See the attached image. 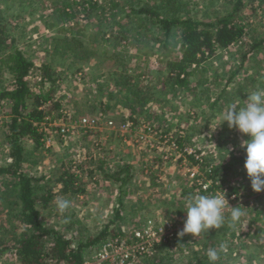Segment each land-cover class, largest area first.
I'll return each instance as SVG.
<instances>
[{
  "label": "rangeland",
  "instance_id": "obj_1",
  "mask_svg": "<svg viewBox=\"0 0 264 264\" xmlns=\"http://www.w3.org/2000/svg\"><path fill=\"white\" fill-rule=\"evenodd\" d=\"M97 1L99 5L104 6L106 3L107 6L109 0ZM192 1L198 3V7L192 12L193 16L204 22L224 14L230 5L227 4L229 1L215 0L217 1L216 5L208 8L207 0ZM262 1L244 0L245 6L241 9V15L246 34L241 42L248 43L254 37L258 36L257 38L260 39L264 35ZM16 2L17 0H0V12L4 15L15 14V20L6 18L7 23H13L12 26H8L9 28H13L16 22L14 32L18 40L15 45L19 46L20 51H25L24 56L29 57L36 66L50 63L48 56L50 52L47 53L46 48L52 49V37L56 36L60 24L55 20L58 10H52L50 13L47 10L58 8L60 5L56 0H49L48 7H45V0H43L36 14L31 15L28 9H17ZM254 8L256 10H253ZM123 10H126L124 4L121 5L120 12L117 13L122 18L125 15ZM101 11L102 8L94 10L90 23L95 21L96 26L103 25L99 20L103 18L100 14ZM113 14L109 9H106L104 17L111 18L116 15ZM79 25L78 29L80 31L81 29L87 30V33H95L94 31L97 29V27L86 28L83 23H79ZM241 42L228 50L219 51L217 57L214 56L208 60L204 71L195 74L197 92L201 86L205 87V91L212 94L211 102L217 99V94L221 93L223 88L225 93L220 97L219 105H223L225 102H236L237 98L244 101L247 94L253 90L264 88V55L262 54L247 60L240 70V73H244L237 74L232 82L227 84V78L240 66L243 53ZM111 50L126 59H135L139 69L149 70L147 79L142 76L138 80L140 82L139 89L141 88L143 91L141 99L145 103H135V109L131 111L128 104L124 100L121 101L120 96L122 99L124 98L121 93L114 90L112 80L114 76L112 72L116 68L106 70L109 67V62L106 63V67H100L102 71L98 70V65H96L98 61L96 63L94 59L88 61L85 66H78L77 68H81L80 70L76 71V66H73L66 71L67 78L56 85L53 93L54 99H61L60 110L54 111V116L40 125L46 129L41 132L43 145L33 149L32 142L25 141L23 143L21 170L26 175L38 180L33 182L37 188L49 186L55 192L59 190L55 179L65 169H69L70 172L79 176L78 183L84 190V194L77 198L66 197L71 201V206L62 215L68 221L65 224H69L66 225V230L70 229L68 231H73L74 235L78 237H86V235L91 236L92 233H98L105 224L113 220V207L116 206L114 203H117L119 198L117 189L119 184L100 174L98 167L103 163L105 174H113L124 168L123 165L132 166L131 175L133 177L124 187L123 202L127 203L126 211L134 216L126 219L127 221H118L110 227V229L118 228L121 232L118 241L129 243L132 241L133 234L144 229L148 221H151L152 226L163 232L172 224L176 229L184 226L186 196L219 193L218 189H213L205 194L198 188H193L192 183H189L187 170L197 169V167L192 166L191 162L178 152L177 148L172 145L174 141L172 143L171 137H173L172 135L177 137L188 135L189 138L190 135L191 138L185 145H188L187 151L190 153L196 152L195 159L205 156L212 163L228 167V169L231 167L227 171L231 176H229V181L232 185L235 184L240 188V195L247 196L248 200H252L254 197L258 200L261 197L256 206L257 212H254L255 207L253 206H251L252 208L243 206L241 209L244 214L239 224L237 223L232 228L235 235L229 237L230 240H226L227 255L224 259L229 260V264H264V192L255 193V195L251 192L250 180L244 171V163L240 162L245 158L244 149L240 145L247 137L241 136L235 129L220 133L221 114L220 111L217 112L218 105L213 115L206 99L202 101L201 106L193 109L195 105L190 102L195 98L191 93L185 90L184 92L178 91L174 89V86L171 87V84L165 83L166 73H159V71H166L162 66V61L168 51L163 50L159 40L153 39L151 35H141L140 44L134 41L129 44L121 41ZM263 51L264 48L259 53ZM55 65L59 68L58 72L63 71L62 65ZM131 68L134 67L131 66ZM1 69L4 67L1 66ZM33 71L34 69L30 71L28 77L29 85L36 93H40L42 89H39L41 87L39 76H35L36 73ZM216 75L219 81H215ZM146 80L148 81L146 82ZM199 81L201 82L198 83ZM11 82H13V75L4 69L0 74V88L12 89ZM201 83L206 84L199 85ZM152 87H155L154 94L150 96L149 89ZM32 101L29 99L28 102ZM199 108L204 111L202 116L199 114ZM10 111V102L1 100L0 115L5 117V120L9 119ZM61 111H63L64 117L58 118L57 115ZM133 112L135 113L133 114ZM83 118L100 119L97 129L92 132L70 129L67 136L60 135V127L69 128L73 125L71 124L72 120L75 122ZM109 123L112 125L110 126ZM3 125H0L1 168L7 166L11 161L8 156L9 147L3 137ZM226 136L229 137L224 139ZM179 158L182 159L180 162ZM149 165L152 167L151 170L147 169ZM146 170L148 172H145ZM149 174L152 176L150 177ZM15 195L11 179L0 177V221L7 217V213H12L14 207V205H7L4 208L3 199L13 202L16 200ZM229 206L236 207L231 203ZM225 216L229 217L230 212L226 210ZM43 219L59 228H62L64 224L60 217H55L54 212L44 211ZM226 223H228L227 219ZM20 231L21 229H19ZM65 235L67 234L65 233ZM190 237L191 239L188 240L192 243L195 237ZM114 241L116 240L110 242ZM99 246H94L91 249L86 248L85 258L91 255L89 254L90 250H98ZM179 249H181V245H179ZM179 249L174 246L172 250L168 248L170 252H166V249L162 250H165L163 254L166 252L165 256L171 258L173 263L185 264L178 258L179 254H183V251L181 252ZM196 249L200 250V247ZM158 251L152 258L155 261L148 263L149 259H145L144 262L140 260L142 262L139 264H158L156 259L165 257ZM15 260L12 253L9 252L0 256V264H17ZM191 261L195 263L194 258ZM169 262L171 261L165 259L162 263Z\"/></svg>",
  "mask_w": 264,
  "mask_h": 264
},
{
  "label": "trees",
  "instance_id": "obj_2",
  "mask_svg": "<svg viewBox=\"0 0 264 264\" xmlns=\"http://www.w3.org/2000/svg\"><path fill=\"white\" fill-rule=\"evenodd\" d=\"M42 1L17 0L15 6L19 10L28 9V12L34 15ZM48 1L45 0V7H48ZM56 1L60 6L49 8L47 11L50 13L52 10H58L55 20L60 24V29L56 36L52 37V49L46 48V52H50L48 55L50 63L47 62L39 66H36L29 57H25L26 52L20 51L19 46L15 45L18 40L14 32L16 22L13 28H9L8 26L13 23H7L6 21V18L15 20V14L4 15L0 12V65L13 75V82L10 83L12 89L0 88V101L7 100L11 104L9 119L3 125V137L9 147L8 155L11 161L7 166L0 167V177L11 179L16 194L15 201L9 202V199H3L2 202L4 208L7 205H14V207L12 213H7V217L2 218L3 220L0 221V256L7 252L12 253L17 264H83L86 248L91 249L111 240L118 241L121 232L118 228L110 229V227L118 221H127L126 219L134 216V214H129L126 211L127 203L123 202L125 197L124 187L133 177L131 175L132 166L123 165L124 168L113 174H105V169L102 167L103 163L98 167L100 174L119 184L117 187L119 198L115 203L116 206L113 207V220L105 224L98 233H92L91 236L86 235V237H78L74 235L73 231H68L70 229L66 230V225L69 224L65 223H68V221L58 211L55 203L58 196L66 199V197L77 198L84 194V190L78 183L79 176L74 172H70L69 169H65L55 179V183L59 188L58 192H55L49 186L37 188L33 182L38 180L28 174L26 175L21 170L24 153L23 143L30 141L33 144V149L40 148L43 145L41 141L43 134L40 132L41 123L47 120L48 117H53L54 111L60 110L61 99H54L53 93L56 85L67 78L66 71L73 66H76V71L80 70L81 68L77 67L85 66L91 59H94L96 63L98 61L97 68L102 71L100 67H106V63L109 62V67L106 70L116 68L112 72L114 75L112 79L114 90L122 94L124 99L120 96L121 101L124 100L132 111L135 109V103H145L141 99L143 91L141 88L139 89L140 82L138 80L142 76L147 79L150 72L148 69L143 70V68H140V71L135 59H126L111 49L121 41L127 44L133 41L140 44L141 35H151L153 39L159 40L165 52L168 51L162 61V66L166 71H159V73H166L165 83L171 84V87L174 86V89L178 91L184 92L185 90L191 93L192 97L195 98L190 102V104L195 105L193 109L201 106L202 101L206 99L212 115L216 112L217 105V112L220 111V114H222L226 105L233 103L225 102L223 105H219L218 102L225 93V89H221V93L217 94V99L211 102L212 94L206 92L205 87L201 86L197 92L198 87L194 76L197 72L205 70L210 58L217 57L219 51L228 50L241 42L246 34L243 16L241 15V9L245 6L244 0H226L229 1L227 4H230L227 11L206 22L193 16L192 12L198 7V3L192 0H107V6L106 3L104 6L99 5L97 0ZM207 2L208 8L209 6H215L217 3L215 0H207ZM122 4L126 6V10H123L125 13L123 18L125 19L117 14L120 12ZM262 5L264 6V0ZM100 8H102L100 14L103 18L99 20L103 25L96 26L95 21L90 23L92 22L91 15L94 10ZM106 9L116 15L113 14L114 16L107 17V19L104 17ZM253 10H256V8ZM79 23L85 24L84 27L86 28L93 29V27H97V29L94 31L95 33H87V30L83 31L82 29L80 31L78 29ZM257 37H254L248 43L241 42L243 53L240 66L227 78V84L231 83L237 74L244 73H240V70L247 60H251L257 55H264V51L259 53L264 48V35L260 39ZM120 57L123 58L119 59ZM54 62L62 65L63 71L58 72L59 68ZM1 66L0 74L4 71ZM131 66L134 68H131ZM33 69V73H36L35 76H39V85H41L39 89H42L40 93H36L29 85L28 77ZM215 81H219L217 75ZM205 84L201 83L199 85ZM154 89L155 87L149 89L150 96L154 94ZM29 99L33 101L29 103ZM199 114L200 116L204 114L203 109H200ZM57 116L58 118L64 117L63 111L59 112ZM220 127V133L222 134L229 130L226 122L221 123ZM158 129L160 130V128ZM172 136L171 140L174 141L178 152L187 161L189 160L192 166L197 167L199 177L204 176L207 180L220 181L228 192L227 196L232 194L236 196L230 202L231 204L249 208L253 206L255 207L254 212H257L256 206L261 197L258 200L256 197L248 200L247 196L240 195V188L235 184L232 185L229 181L230 174L227 171L231 167L228 169V167L212 163L205 156L195 159L196 152L188 153V145H185L188 144L191 136L189 135V138L188 135ZM228 137L226 136L224 139ZM181 160L179 158V162ZM244 161L245 158L240 160L242 163ZM151 168L149 165L147 169L151 170ZM148 170L145 172H148ZM150 174H152L151 171ZM189 183L192 182L189 181ZM192 187L197 188L195 183H192ZM251 192L254 193L252 190ZM131 207L130 209H132ZM44 211L54 212L55 217H60L64 223L63 227L59 228L53 223L44 221ZM232 228L226 223L219 230H209L208 234L203 233L198 239L195 237L192 243L188 240L191 239L190 234L183 237L179 235L173 243V246H177V249L181 245L179 250L183 251V254H179V260H182L181 262L185 264H191V260L194 258L195 263L192 264H208L207 250L215 247L223 249L217 264H229V260L224 259V257L227 255L226 240H230L229 237L235 235ZM19 229H21L20 232ZM229 232L232 233L229 234ZM167 244L169 245V242ZM167 244L159 247L161 250L158 252L162 255L165 251L162 249L169 252L168 248L170 249L171 245L168 246ZM197 247H200V250H197ZM165 259L171 261L169 263H173V260L167 258V256L156 260H158V264H164L162 262ZM152 261H155V259H149L148 263H152Z\"/></svg>",
  "mask_w": 264,
  "mask_h": 264
},
{
  "label": "clouds",
  "instance_id": "obj_3",
  "mask_svg": "<svg viewBox=\"0 0 264 264\" xmlns=\"http://www.w3.org/2000/svg\"><path fill=\"white\" fill-rule=\"evenodd\" d=\"M225 122L229 129L247 137L240 145L245 154L244 171L250 180L251 190L254 193L264 192V88L253 90L244 101L237 98L236 102L226 105L220 124ZM55 203L61 214L71 206L70 200L59 196ZM184 207L186 218L179 233L181 237L186 234L199 237L203 233L208 234L209 230H219L224 227L226 219L228 226L234 228L244 214L243 207L229 206L226 193L221 190L218 194L186 196ZM226 210L230 212L227 218ZM222 251V248H209L208 264H217Z\"/></svg>",
  "mask_w": 264,
  "mask_h": 264
},
{
  "label": "built area",
  "instance_id": "obj_4",
  "mask_svg": "<svg viewBox=\"0 0 264 264\" xmlns=\"http://www.w3.org/2000/svg\"><path fill=\"white\" fill-rule=\"evenodd\" d=\"M2 115H0V125L6 124L7 120L4 119ZM50 118L48 117L47 120ZM45 120V121H47ZM62 120V119H60ZM100 119H81L79 121L72 120L71 124H73L69 128L60 127L59 132L60 135L65 137L70 132V129H80L87 132L95 131L96 127L99 124ZM111 126L112 123H109ZM78 127V128H77ZM46 129L41 126L40 132H44ZM173 143V142H172ZM175 146V144H172ZM176 147V146H175ZM177 148V147H176ZM188 153H190L188 151ZM9 156V155H8ZM188 179L195 183L200 192L207 194L209 191L211 192L213 189H218L226 193V198L228 202L234 200L236 198L235 195H228V192L225 186L222 185L220 181L207 180L204 176L199 177L198 169H189ZM155 224V223H154ZM183 229V226L177 227V229L172 225L168 226V229L164 232L157 227L152 226V222L148 221L145 225V228L136 231L133 234L132 241L129 243H121L120 241H114L100 244L98 250H90L91 255L85 258L83 264H136L140 262H144L145 259H152L154 254L160 250L161 245L167 244L171 245L170 250H172L173 243L176 238L179 236V233ZM173 242V243H170ZM168 245V244H167ZM88 251V252H90ZM87 252V253H88ZM170 252V251H169ZM142 260V261H140Z\"/></svg>",
  "mask_w": 264,
  "mask_h": 264
},
{
  "label": "crops",
  "instance_id": "obj_5",
  "mask_svg": "<svg viewBox=\"0 0 264 264\" xmlns=\"http://www.w3.org/2000/svg\"><path fill=\"white\" fill-rule=\"evenodd\" d=\"M115 204V203H114ZM113 207V206H112ZM163 255H166V252L163 254Z\"/></svg>",
  "mask_w": 264,
  "mask_h": 264
}]
</instances>
